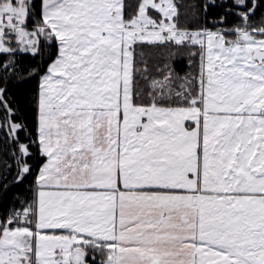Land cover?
<instances>
[{
	"label": "snow or ice",
	"instance_id": "snow-or-ice-1",
	"mask_svg": "<svg viewBox=\"0 0 264 264\" xmlns=\"http://www.w3.org/2000/svg\"><path fill=\"white\" fill-rule=\"evenodd\" d=\"M0 264H264V0H0Z\"/></svg>",
	"mask_w": 264,
	"mask_h": 264
}]
</instances>
